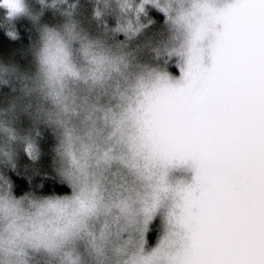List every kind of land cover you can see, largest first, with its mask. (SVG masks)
<instances>
[{
    "label": "clouds",
    "instance_id": "1",
    "mask_svg": "<svg viewBox=\"0 0 264 264\" xmlns=\"http://www.w3.org/2000/svg\"><path fill=\"white\" fill-rule=\"evenodd\" d=\"M0 264H264V0H0Z\"/></svg>",
    "mask_w": 264,
    "mask_h": 264
}]
</instances>
